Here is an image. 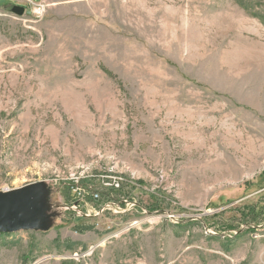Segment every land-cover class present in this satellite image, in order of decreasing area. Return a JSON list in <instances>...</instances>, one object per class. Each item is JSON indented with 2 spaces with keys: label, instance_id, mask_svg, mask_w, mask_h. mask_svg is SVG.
I'll use <instances>...</instances> for the list:
<instances>
[{
  "label": "rangeland",
  "instance_id": "1",
  "mask_svg": "<svg viewBox=\"0 0 264 264\" xmlns=\"http://www.w3.org/2000/svg\"><path fill=\"white\" fill-rule=\"evenodd\" d=\"M44 1L0 0V264L264 259V0Z\"/></svg>",
  "mask_w": 264,
  "mask_h": 264
},
{
  "label": "water",
  "instance_id": "2",
  "mask_svg": "<svg viewBox=\"0 0 264 264\" xmlns=\"http://www.w3.org/2000/svg\"><path fill=\"white\" fill-rule=\"evenodd\" d=\"M10 12L23 16L25 15V8L19 5H9ZM11 195L0 194V233L13 234L20 230H29L36 228L40 223L33 222L27 218H19L20 216H32L38 214L35 209L36 206H30L23 197L20 201H15Z\"/></svg>",
  "mask_w": 264,
  "mask_h": 264
},
{
  "label": "built area",
  "instance_id": "3",
  "mask_svg": "<svg viewBox=\"0 0 264 264\" xmlns=\"http://www.w3.org/2000/svg\"><path fill=\"white\" fill-rule=\"evenodd\" d=\"M11 5H19V6H23L26 10L25 15L30 14L32 16L33 19L38 20L41 19L46 11H47V4L45 3L44 0H11ZM109 184L111 185L112 182L109 181V183L107 184L109 186ZM95 198H100V194L97 192L95 195H93ZM113 204H107L106 208H111ZM74 206H77V204H75ZM73 206V207H74ZM74 209H78V207H74ZM81 212V211H80ZM83 213V212H81ZM264 237V234L261 233H256L255 234V238H260V237ZM77 256V255H76ZM256 264H264V259H262L261 261L257 262Z\"/></svg>",
  "mask_w": 264,
  "mask_h": 264
},
{
  "label": "trees",
  "instance_id": "4",
  "mask_svg": "<svg viewBox=\"0 0 264 264\" xmlns=\"http://www.w3.org/2000/svg\"><path fill=\"white\" fill-rule=\"evenodd\" d=\"M149 212H151V210H149ZM5 234V233H4ZM7 236H8V234H7Z\"/></svg>",
  "mask_w": 264,
  "mask_h": 264
}]
</instances>
